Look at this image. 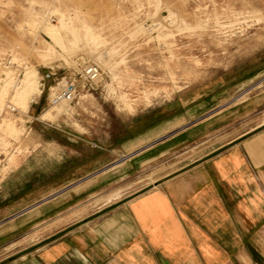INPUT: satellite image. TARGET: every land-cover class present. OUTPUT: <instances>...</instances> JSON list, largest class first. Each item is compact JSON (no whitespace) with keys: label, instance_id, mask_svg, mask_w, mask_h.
<instances>
[{"label":"rangeland","instance_id":"1","mask_svg":"<svg viewBox=\"0 0 264 264\" xmlns=\"http://www.w3.org/2000/svg\"><path fill=\"white\" fill-rule=\"evenodd\" d=\"M59 14L78 37L64 30V47L41 29L58 26ZM91 64L101 74L84 85L80 75ZM29 71L39 91L25 109L14 95ZM69 78L77 98L52 106L53 91ZM259 97L245 130L264 122H253L264 114V0H0V231L75 184L66 182L76 179L78 158H91L90 143L122 140L131 123L153 124L179 99L241 106ZM57 144L80 156L54 159ZM32 226L1 238L0 259L44 235V225Z\"/></svg>","mask_w":264,"mask_h":264},{"label":"crops","instance_id":"2","mask_svg":"<svg viewBox=\"0 0 264 264\" xmlns=\"http://www.w3.org/2000/svg\"><path fill=\"white\" fill-rule=\"evenodd\" d=\"M213 100L179 99L163 119L131 123L122 140L90 143L91 158H78L66 182L75 184L0 231L1 240L44 225L0 264H264V122L245 130L262 98ZM54 149L56 160L80 156Z\"/></svg>","mask_w":264,"mask_h":264},{"label":"bare ground","instance_id":"3","mask_svg":"<svg viewBox=\"0 0 264 264\" xmlns=\"http://www.w3.org/2000/svg\"><path fill=\"white\" fill-rule=\"evenodd\" d=\"M53 19V18H52ZM70 19V18H68ZM58 22H59V25L56 26V25H53V24H50L49 22L47 24H44L41 26V29L45 32V34H47V36H49V38L51 39L52 43L57 45V46H60V47H64L65 46V39L63 37V32H65L64 30L67 31V29L69 31H71L73 34H74V29L73 28H69L67 26V23L65 22L64 20V17L62 14H59V18H58ZM41 25V24H40ZM76 25V23H75ZM87 26V25H86ZM85 30V33L83 34H87V36L91 37L90 38H94L96 39V37H94L92 34H91V31H90V28L88 27H83ZM77 31V30H75ZM70 33V32H69ZM79 34V33H78ZM65 36V35H64ZM70 36V35H69ZM73 39L72 41H76L78 39V37L74 34L73 35ZM88 38V37H86ZM89 39V38H88ZM67 42L70 43V40H68ZM79 42V41H78ZM71 44V43H70ZM67 45V44H66ZM96 50V49H95ZM77 53V52H76ZM81 53V52H80ZM107 64V63H106ZM5 65V64H4ZM108 66V65H107ZM107 68V67H106ZM7 76V75H6ZM12 76V75H11ZM10 76V77H11ZM13 80V79H12ZM11 81V80H10ZM20 84V83H19ZM20 87V86H19ZM18 89H16L15 91V95H14V98L17 102V104H19L20 106H22L23 108L25 109H28V103L32 100L33 98V95L35 92L39 91L37 89V80H36V76L35 74L32 72V71H29L25 77L23 78L22 80V87H20ZM158 94V93H157ZM155 95H156V92H155ZM149 98V97H148ZM60 104H64V103H60ZM60 104L58 105H55L54 107H60ZM61 108V107H60ZM131 108V107H130ZM25 111V110H24ZM65 111V110H64ZM45 116L46 117H50V112H46L45 113ZM8 122V121H7ZM5 123V121H4ZM13 123V122H11ZM9 125H11L9 123ZM10 128V127H9ZM111 196V195H110Z\"/></svg>","mask_w":264,"mask_h":264},{"label":"built area","instance_id":"4","mask_svg":"<svg viewBox=\"0 0 264 264\" xmlns=\"http://www.w3.org/2000/svg\"><path fill=\"white\" fill-rule=\"evenodd\" d=\"M101 71L98 66L91 64L82 69L80 79L84 85H92L100 76ZM78 94V85L75 78H69L62 81L53 91L51 105L55 106L60 103H72Z\"/></svg>","mask_w":264,"mask_h":264}]
</instances>
